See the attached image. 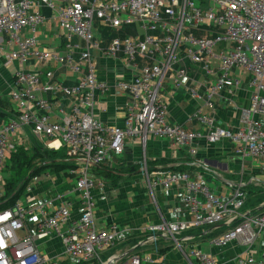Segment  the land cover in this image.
<instances>
[{"label": "built area", "instance_id": "2783aa9c", "mask_svg": "<svg viewBox=\"0 0 264 264\" xmlns=\"http://www.w3.org/2000/svg\"><path fill=\"white\" fill-rule=\"evenodd\" d=\"M42 7L57 20L64 40L61 47L40 46L39 28L47 22ZM95 22L98 28L117 32L132 27V32L103 45L96 39ZM0 35L7 36L10 46L3 63L20 66L13 72L10 96L18 114L14 124L30 127L32 137L44 148L65 149L76 165L69 170L75 177L71 195L78 197L80 205L78 217L72 219L69 194L56 193L43 203H15L0 211V264H58L37 246L38 239L52 237L60 240L66 257L100 261L102 253L115 245L118 231L114 226L107 231L95 227L92 173L111 154H122L128 142H137L144 150L147 139L157 137L174 148H187V154L195 158L199 141L213 145L227 140L237 154L264 160V0H0ZM74 38L80 43H74ZM93 52L123 60L129 74H135L113 86L130 96L121 126L94 117V98L108 86L96 76ZM30 59L36 67L47 68L43 72L23 69ZM51 64L77 74L76 84L68 87L53 81ZM242 75L249 78L248 105L237 108L238 127L229 131L216 119L214 103L226 88L232 97ZM166 81L170 84L167 97ZM180 89L201 103L190 118L198 126L192 132L167 121L169 97ZM47 93L52 98L62 95L69 103L70 113L62 124L49 120L54 107L52 101L42 98ZM228 105L235 106L231 99ZM14 124L0 125V202L5 194L2 173L8 156L17 149L9 136ZM142 171L163 190L182 186L183 203L192 218L150 226L144 231L151 234L147 242L165 238L181 248L176 240L181 233L225 223L233 226L213 237L211 246L220 249L238 241L252 247L264 231V211H242L247 195L241 188L221 199L201 176L192 179L187 172L162 168L148 172L145 162ZM251 252L237 256L236 264H258ZM189 256L199 264H219L201 249H190ZM119 260L111 257L105 264H163L149 254L132 255L123 263ZM259 264H264V251Z\"/></svg>", "mask_w": 264, "mask_h": 264}, {"label": "crops", "instance_id": "0c3cea01", "mask_svg": "<svg viewBox=\"0 0 264 264\" xmlns=\"http://www.w3.org/2000/svg\"><path fill=\"white\" fill-rule=\"evenodd\" d=\"M40 11L47 18V22L43 27L39 28L38 37L50 42V46H47L41 41L39 42L40 46L44 48L61 47L64 40L60 35L57 20L51 17V12L47 8L42 7ZM95 24L96 39L101 41L103 45H107L109 41L107 42L105 36L101 34L98 24L96 22ZM3 36H1L2 39ZM73 41L74 43H80L76 38ZM5 44L4 48L6 49L3 50L0 45V99L7 102L5 106H0L1 126L18 122V114L14 111L10 96L13 90V72L20 66L16 62L7 65L3 63V54L10 49L7 41ZM92 55L98 80L108 86L106 92L97 94L94 98V117L104 124L121 126L125 107L130 101V96L125 92L115 91L113 86L119 81L131 80L135 74H129V70L121 59L99 56L95 52ZM77 57L75 55V58ZM50 67L53 72V81L68 87L76 84L77 74H72L64 66L51 64ZM46 68L45 66L36 67L33 59L26 61L23 65V69H33L41 72ZM192 76L198 77L199 74H192ZM202 77L200 74L198 78ZM248 79L247 75L241 76L239 88L232 97L228 94L229 90L226 88L223 90L222 95L215 99V117L229 131H235L238 127L239 112L237 108H244L248 105L250 93ZM40 82L42 85L44 84L45 78L43 76ZM163 86L164 94L167 97L170 84L166 81ZM42 98L53 102L54 109L52 114L49 115V120L54 124H62L65 116L70 113L67 99L62 97V95L52 98L49 93L42 95ZM229 99L233 101L235 106L228 105ZM200 104V102L190 98L185 90H178L173 93L171 98L169 97L168 123L177 124L186 132L197 130L198 126L190 118ZM204 111L207 112V110ZM261 122L264 128V115L261 118ZM9 136L10 140L17 145V148L21 146L27 147L32 138L31 128L14 124L9 131ZM197 145L198 155L193 158L187 154V148H174L169 141L157 137H149L144 150L137 142H128L125 144L122 154H111L109 160L101 168L106 171L116 172L115 170L126 168L130 163H140V158L145 159L143 160L145 164L147 161L163 160V163L155 165L152 170L157 168L176 169L180 165H185L186 169H183V172H187L192 179H197V176H201L202 182L221 199L228 198L237 188L245 189L246 192H253L255 195L243 208V212L259 210L264 207V201L258 203L259 197L264 193V160L237 154L234 146L227 140L218 141L213 145H208L205 141H199ZM163 164H165V168ZM140 169L135 173H131V175L120 174L121 178L116 183L101 177L96 182L94 179L95 227L98 230L107 231L114 226L118 231L114 249L112 248L114 250L113 254H109V251L112 250L111 248L102 253V255L107 257L110 256L109 258H120L126 254L129 250V242L133 239L139 240L140 236H142H139V234L144 233L145 236L144 231L150 226L157 225L162 221L175 223L192 220L187 214L183 203L182 186L163 190L160 186H154L152 184L153 179H147L146 175L141 174L142 169ZM174 172L180 173V171ZM3 173L5 176H2V178H4L3 181L5 182V179L9 178L10 173L5 169ZM42 175L48 179L50 174L45 173ZM128 178H132L135 184L131 185L127 181ZM49 180L50 182L43 181L36 184L35 189L30 188L31 190L27 192V196L24 195L25 200H21L20 196L16 203L32 206L43 203L49 196L56 193H67L72 205V219H76L80 205L78 197L75 194L71 195L74 190L75 178H67V181H70L71 184L66 181V178L64 179L65 182L63 178L62 181H58L54 177ZM52 188L54 189L52 190ZM229 225L222 224V226L227 227L226 230L229 229ZM202 232L203 230L200 232V230L191 229L176 236L181 248L162 238V247H170V250L163 255L157 254L155 251L145 253L140 251L139 253L149 254L153 259L159 260L163 264H199L196 259L189 256V250L201 249L216 257L219 264H236L237 256L252 251L251 253H253L259 264L264 251V231L258 234L252 247L237 241L220 249L211 246L210 240L212 238L202 236ZM140 243L142 242L139 241L138 244L140 245ZM153 243L147 242L145 244L146 246H152ZM37 246L41 254L55 259L58 264H64L59 262V259L66 257L62 252V245L59 239L54 237L38 239Z\"/></svg>", "mask_w": 264, "mask_h": 264}, {"label": "trees", "instance_id": "16d2710c", "mask_svg": "<svg viewBox=\"0 0 264 264\" xmlns=\"http://www.w3.org/2000/svg\"><path fill=\"white\" fill-rule=\"evenodd\" d=\"M132 32V27H125L122 28L119 32L110 31L108 34L106 32H102L105 36V39H107V42L110 41L112 38L121 35H124L125 32ZM7 104L6 101L0 99V106H5ZM163 163V160H155L153 162H146V166L148 171H151L152 168L155 165ZM142 163L132 164L130 163L126 168L115 170L116 172H110L103 170L102 168H95L93 172L101 177L105 178L107 180H111L113 183H116L120 180V174H128L131 175V173L137 172L141 168ZM165 168V164H163ZM5 167L6 170L10 173V176L8 179H5L4 182V197L1 200L0 203V211L11 208L18 198L23 193L24 189L26 188L27 182L31 179V177H40L42 174H52L55 176H58L62 173H65L68 175V177L73 178L72 175H69V170L75 169L76 165L67 157L66 151L64 148L59 149L57 151L49 150L47 148L42 147L39 142L32 137L30 140L29 146H21L16 149L15 152H12L6 161ZM183 169H186L185 165H180V167L176 169H168L171 171H180L183 172ZM25 172V177L22 180V182L19 184L20 181V175ZM75 178V177H74ZM246 195L247 199L244 205V208L246 207L248 201L255 195L253 192H246L245 189H242ZM264 201V193L261 194L259 197L258 203ZM264 211V207H262L259 210H251L249 213L251 214H257ZM233 224L229 225V228H231ZM227 229L226 226H222V224H219L217 226L212 227H206L203 229V232L201 233L202 236H208L209 238H213L217 235H219L222 232H225ZM199 231V230H198ZM201 232V230H200ZM140 236L139 240L133 239L131 242H129V250L126 254H124L119 262L126 260L129 256L135 255V254H141L145 252H151L155 251L157 254L163 255L167 251L170 250V247H162V238H158L152 246H146L145 243H147V237L150 233L145 232ZM151 236V234H150ZM141 241L140 245L138 242ZM114 247V246H113ZM112 247V248H113ZM111 248V249H112ZM147 248V249H146ZM114 249V248H113ZM109 251V254H113L114 250ZM110 250V249H108ZM107 250V251H108ZM140 251H143L139 253ZM109 254H107L109 256ZM106 255H101L102 258H106ZM106 260V259H105ZM77 264H88L91 262H81L77 261ZM94 262V261H92Z\"/></svg>", "mask_w": 264, "mask_h": 264}, {"label": "rangeland", "instance_id": "374dc122", "mask_svg": "<svg viewBox=\"0 0 264 264\" xmlns=\"http://www.w3.org/2000/svg\"><path fill=\"white\" fill-rule=\"evenodd\" d=\"M96 25V24H95ZM96 28H94V30H95ZM99 30H100V32H101V34H103L102 32H106L107 34L110 32V30H108V29H104V28H99ZM99 32V33H100ZM126 35H128V34H125L124 33V35H121V36H116V37H120V38H122V37H125ZM1 36H3V35H0V37ZM40 40V41H39ZM7 41V38H6V36L4 35L3 36V39H2V43H1V49L3 50V49H6V48H4L5 47V42ZM38 41L39 42H43V44H45V45H47V46H50V42L49 41H45L42 37H38ZM8 51V50H7ZM7 51H5V52H7ZM27 66V65H26ZM140 161H141V163L143 164V159H141L140 158ZM7 168L5 167V170H6ZM141 169H142V165H141ZM140 169V170H141ZM69 173V172H68ZM25 172L24 173H22L21 175H20V181H19V184L22 182V180L24 179V178H22V176L23 177H25ZM50 174V173H49ZM70 174V173H69ZM141 174H144L145 175V172L144 171H142L141 170ZM70 175H72V174H70ZM92 175H93V178L95 179V182L96 181H98V179H100V177L99 176H97L94 172L92 173ZM3 177L5 176L4 175V173H3V175H2ZM72 176H74V175H72ZM49 178L48 179H46L45 178V176L44 175H41L40 177H31V179L27 182V185H26V188L24 189V191H23V194L21 195V200H25V196H27V192L29 191V190H31L30 188H36V184H39L40 182H43V181H47V182H50V180L49 179H51V177H54V178H56L58 181H62V178H63V181H64V179L66 178V181H67V178H68V175H66L65 173H62V174H60L59 176H55V175H52V174H50L49 176H48ZM4 179V178H3ZM127 181L128 182H130L131 183V185H134L135 184V181L132 179V178H128L127 179ZM65 182V181H64ZM68 183H70L71 184V182L70 181H67ZM141 182V181H140ZM55 188V187H54ZM54 188H52V190L54 189ZM25 195V196H24ZM110 257V256H109ZM109 257H106V258H102V260H100V261H94V262H91V263H88V264H105V263H107V261H108V259L107 258H109ZM122 257V256H121ZM121 257H120V259H121ZM105 259H107V261L105 260ZM125 261V260H124ZM124 261H121V263H123ZM59 262H62V263H64V264H77L78 262H77V260L76 259H74V258H72V257H65V258H62V259H59Z\"/></svg>", "mask_w": 264, "mask_h": 264}]
</instances>
